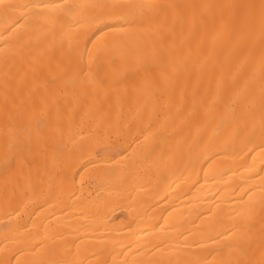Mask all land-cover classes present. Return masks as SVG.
<instances>
[{"label": "bare ground", "instance_id": "obj_1", "mask_svg": "<svg viewBox=\"0 0 264 264\" xmlns=\"http://www.w3.org/2000/svg\"><path fill=\"white\" fill-rule=\"evenodd\" d=\"M0 264H264V0H0Z\"/></svg>", "mask_w": 264, "mask_h": 264}]
</instances>
